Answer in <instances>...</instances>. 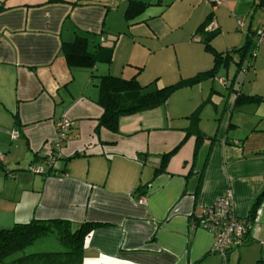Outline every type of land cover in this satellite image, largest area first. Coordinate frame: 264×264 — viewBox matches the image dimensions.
<instances>
[{"label": "crops", "instance_id": "crops-1", "mask_svg": "<svg viewBox=\"0 0 264 264\" xmlns=\"http://www.w3.org/2000/svg\"><path fill=\"white\" fill-rule=\"evenodd\" d=\"M89 1L0 0V227L31 219L63 218L73 226L98 222L85 238L83 264H220L218 255L209 252L212 235L192 226L191 220L227 189L232 192L236 215L248 216L264 180V154H260L264 151V94L241 91L263 96L262 105H234L231 96L220 110L221 100L214 98L213 119L218 123L211 129L200 117L199 106L206 101L199 103L194 92L200 81L175 90L161 106L121 116L115 132L97 128L102 108L96 102L97 80L91 74L135 76L141 85L154 78L151 87L160 88L208 70L212 56L209 68L198 71L195 67V73L177 80L164 63L153 66V73L144 79L143 62L130 60V52L111 69L118 52L117 37L110 45L102 42V17L118 0L110 1L103 12L80 7ZM129 1L125 0L122 10L129 22L149 5H161V0H136L146 5L127 19ZM254 1L224 0L213 7L207 0H188L187 5L195 4L194 12L176 23L185 28L187 42L191 34L195 41L190 43H201L196 27L212 13L218 34L211 44L225 51L228 47L218 49L215 42L220 34H231L233 39L237 33L243 43L247 36L251 42L260 27L264 10L258 8L261 18L254 23ZM76 36L86 38L89 53L98 54L91 69L69 67L60 51L62 43ZM134 42L131 38V48ZM146 49L151 51L149 46ZM101 63L108 66L97 73ZM159 74L165 79L158 81ZM63 118L71 124L49 167L45 158ZM13 129L19 135L11 139L8 132ZM198 134L203 138L193 155ZM180 142L160 170L161 154ZM30 164L43 172L29 171ZM258 260L264 263V197L245 241L228 253L225 264H258Z\"/></svg>", "mask_w": 264, "mask_h": 264}, {"label": "trees", "instance_id": "trees-1", "mask_svg": "<svg viewBox=\"0 0 264 264\" xmlns=\"http://www.w3.org/2000/svg\"><path fill=\"white\" fill-rule=\"evenodd\" d=\"M145 5L142 1L130 0L128 4L129 9L126 10L125 17L132 19L144 9ZM252 8H262L264 10V0H255ZM211 16L212 13H209L195 30L201 35L200 41L204 51L210 53L212 56V66L208 70L197 72L193 76L182 78L160 88L151 87L155 79L148 84L141 85L135 76L125 79L108 74H91L90 78L97 80L98 98L96 102L102 108V114L97 120V128L104 127L110 131H117L118 119L121 116L163 105L175 90L184 86L197 84L203 79L214 76L220 68H226L230 61L234 59L235 54H238V59L234 60L237 65L236 72L240 70L241 63L247 54L250 38L247 36L240 47L217 51L212 46L211 41L216 37L218 31L216 28L208 31L204 29L211 21ZM60 51H62L69 67L91 69L94 67L95 62L99 60L96 52L89 53L86 50V38L82 36H76L72 42L62 43ZM253 57L254 54L250 53L249 61L253 60ZM140 68L138 67V69ZM233 81L234 77L228 85L230 88ZM233 90L235 91L234 105L241 102L258 104L263 100V96L261 95H244L239 88ZM202 138L201 134L197 135L193 155H195L199 140ZM181 144L182 142L170 151L161 154L160 170L164 169L168 159L177 151ZM260 154H264V151L260 152ZM263 197L264 180L246 217L250 223ZM97 226H99V223L93 221H83L73 226L66 219L53 218L47 220L31 219L27 222L14 223L9 227H0V264H83L85 238ZM46 236H53L60 248L49 251H26V248L35 239ZM11 255L15 256L11 257ZM257 263L264 264L261 260H258Z\"/></svg>", "mask_w": 264, "mask_h": 264}, {"label": "rangeland", "instance_id": "rangeland-1", "mask_svg": "<svg viewBox=\"0 0 264 264\" xmlns=\"http://www.w3.org/2000/svg\"><path fill=\"white\" fill-rule=\"evenodd\" d=\"M110 1L112 0H90L89 2L81 4L80 7L85 8L84 10L86 12H88L87 8H100L101 12H103L105 5L110 4ZM143 1L155 2L156 0ZM171 1L161 0V5H149L141 15L130 22L124 20L122 17L125 0H118L116 7L112 6L108 9L107 13L102 17L105 33H102L101 37L103 38L102 42L106 45H110L115 37H117L118 52L110 67L111 69L115 70L118 64L124 61L126 56L130 54V60H141L143 62L141 64L143 65L141 71L144 79L153 73V66L156 64L159 65L160 63H164V65L171 69L173 75H176V80L195 73V70H193L195 67L198 68V71L210 67L211 54L204 51L201 43L193 41L190 43L189 40L195 41L191 37V34L189 35L190 37L188 36L189 40L187 42V36L183 31L185 28L181 30L179 23H176L180 18H189L195 10V4L191 2V6L187 5L185 2L188 0H178L175 3H171ZM261 11V9L259 10L257 8V12L253 13L252 20L257 19L254 20V23L255 21H260L261 16L259 15V17L257 14ZM142 17H146L147 21H143ZM235 29L237 32L241 31L239 27ZM236 34L233 36V39H229L232 36L231 34H220L216 39L217 41H215L219 45L218 49L225 50L227 47L230 49L234 46L241 45L243 39L238 38ZM131 38L135 40L132 48ZM146 46L151 48L150 52L146 49ZM262 46V44L258 43L256 33L253 34L247 48L246 57L241 63L240 70L236 72L237 66L234 64V60L238 59V54H235L234 59L230 62L227 69H219L214 76L203 79L195 86L194 92L198 93V98H200L199 103L203 100L206 101L202 106H199L201 108V120L211 129H215L218 123L213 119V110L215 108L214 98L221 100V104L218 107V110H220L223 102L225 100L228 101L233 96V88L239 87V90L243 93L258 92L264 94V50H262L264 47ZM250 53L254 54V60L248 61ZM97 66V73H101L102 69L108 65L101 63ZM233 74L234 81L232 87L227 88ZM159 75L158 81L165 79L164 74ZM219 78L224 79L225 82H220ZM153 79L151 78L145 83ZM258 105L261 106L262 102H259ZM59 248L60 246L53 236H46L35 239L26 248V251H49ZM14 256L11 255V257ZM217 258L220 260L219 256Z\"/></svg>", "mask_w": 264, "mask_h": 264}, {"label": "built area", "instance_id": "built-area-1", "mask_svg": "<svg viewBox=\"0 0 264 264\" xmlns=\"http://www.w3.org/2000/svg\"><path fill=\"white\" fill-rule=\"evenodd\" d=\"M212 6L220 5L223 0H207ZM238 25H242V20H237ZM214 20H211L206 27V31L215 29ZM258 43L264 44V20L261 26L256 30ZM249 61V60H248ZM241 69V67H240ZM219 81L224 83L225 80L219 78ZM239 87L233 88L237 89ZM235 97V91L232 92ZM71 121L68 118H63L56 125V138L54 139V147L48 152L45 161L49 167H52L58 151L63 146L66 139V131L70 126ZM10 138H17L18 130L13 129L9 132ZM3 159V154H0V161ZM28 170L35 173H42L43 169L35 164H30ZM142 202L143 199L140 198ZM194 227H199L208 231L212 235V243L209 252L220 257V264H225L228 253L240 246L246 238V233L250 226V222L243 217H238L233 207L232 192L227 189L224 193L218 196L211 204L202 208L200 215L196 219L191 220Z\"/></svg>", "mask_w": 264, "mask_h": 264}]
</instances>
